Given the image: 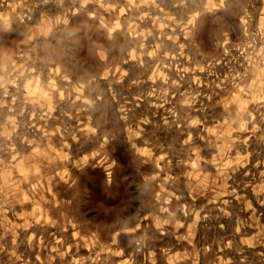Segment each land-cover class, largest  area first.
Wrapping results in <instances>:
<instances>
[{
	"label": "rangeland",
	"instance_id": "rangeland-1",
	"mask_svg": "<svg viewBox=\"0 0 264 264\" xmlns=\"http://www.w3.org/2000/svg\"><path fill=\"white\" fill-rule=\"evenodd\" d=\"M103 3L0 0V264H264V0ZM129 24L163 45L142 65ZM50 78L92 106L45 98Z\"/></svg>",
	"mask_w": 264,
	"mask_h": 264
},
{
	"label": "clouds",
	"instance_id": "clouds-1",
	"mask_svg": "<svg viewBox=\"0 0 264 264\" xmlns=\"http://www.w3.org/2000/svg\"><path fill=\"white\" fill-rule=\"evenodd\" d=\"M88 2H89V0H82V4H84V5H86ZM134 2H135V0H128V3H130V4H132ZM222 2H223V0H221V3ZM97 3H99L102 8H105L106 11L109 10V9H111L113 11L115 10V6H113V5H105L103 3V0H97ZM125 11L126 10L124 8H121L119 10V15H124ZM147 15H148L147 13L142 14L140 19L143 20L145 17H147ZM199 15H200V13L198 11H193V12H191L188 15L186 20H184L182 22L181 21H176V24L180 27V31L184 33V36H183L184 40H188L189 37L192 35V29L195 28L196 21H197ZM89 16L91 18L95 19L96 14L95 13H89ZM169 19L175 21V17H169ZM241 19H243V18H241ZM60 22L61 21H60L59 17H57L55 20H53L52 18H48V17L43 18L41 20V25L39 26L40 29H41V31H40L41 34L48 33L49 31H51V27L54 24H58ZM64 22L67 23V21H64ZM244 22L246 23V21H244ZM99 23H100V26L102 28L107 30V34H108L107 35V39H111L113 37V35L116 32L120 31L122 29V27H123L121 25V23H120L119 16L113 22L111 27H109V25L107 23H105V20H104L103 17H100ZM262 23H264V22H262ZM153 25L154 26H158L159 29L161 30V33H162L163 29L168 27L167 24L158 23L157 20H153ZM128 28H129V36L131 38H133V39H139L140 40V44H139V51H138V49L136 47H132V48L129 49L128 54H127V60H125L123 63L127 64L129 61L140 60V63L142 65L143 64L142 57L145 55V51L147 49V42H148L149 38L153 36L152 28H150V27L141 28L139 24H136V25L129 24ZM171 30L173 32L176 31L175 27H173ZM7 39L8 40H14L15 36H9V37H7ZM166 39L169 40V41H172L173 43H175V42H177L180 39V37L178 35H168L166 37ZM98 43H99L100 47L96 51V57H97V60L99 61L100 64L105 65V67L103 68V71L99 75V80L100 81H109V76L113 73L114 66L110 63L109 51L107 50L106 47H104V45L106 43V40L104 38H101L98 41ZM224 43H227V41L225 40ZM162 47H163L162 43H155L154 47H151L150 51L147 49V51H146L147 56L148 57H152V58L156 57ZM179 47H180L179 55H183L184 54L185 45L184 44H180ZM226 51H227V49H226ZM85 54H87V53L85 52ZM0 55H2L4 57H7L9 59L11 58L7 52H0ZM165 55L169 56L170 53L166 52ZM172 58L175 59V56H172ZM13 64H15V61H13ZM18 67H22V65H18ZM29 71L32 72V73H35L36 69L32 68V69H29ZM201 71H203V69H201ZM49 72L50 73H55V76L60 77V79L65 81L66 83H69V84L72 83L71 78L69 76L61 75L59 66H57L56 68L49 69ZM21 75H23V73H21ZM34 79H35L36 84L39 85L40 76L36 75L34 77ZM28 83L31 84V81H29ZM117 83H119V81H117ZM25 87H26V91H27L28 90V85L26 84ZM85 87L86 86L84 84H79L78 86H73L72 91L69 92L67 94V96H66L65 95V89H62V88L59 87V85L57 83V80L55 78H50L48 80V82H47V88H48L49 91H45L43 93V96L45 98H49L50 99L49 93L51 92V93L57 94L61 101L70 100L72 105H76L77 102H80L82 104H85V105H88V106H92L93 101L88 99L87 97H84V99L81 100V97L84 96ZM72 92L77 93V95H75L73 97L72 96ZM109 92L113 95V98H115V93L112 90V86L111 85H109ZM31 94H33V93L29 92V95H31ZM96 99L100 100V99H102V97L97 96ZM53 111H54V108L50 105L49 106V114L52 113ZM68 115H69V118L71 119L72 118V114L68 113ZM193 123H196V121H193ZM85 130L88 131V132H94L95 131V129L91 128L90 126L87 129H85ZM164 211H167V209H164ZM163 223L167 224L168 221L164 220Z\"/></svg>",
	"mask_w": 264,
	"mask_h": 264
}]
</instances>
